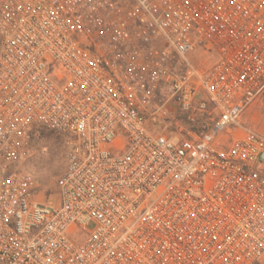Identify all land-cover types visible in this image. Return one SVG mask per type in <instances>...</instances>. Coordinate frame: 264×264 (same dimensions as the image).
Returning <instances> with one entry per match:
<instances>
[{
  "label": "built area",
  "instance_id": "2783aa9c",
  "mask_svg": "<svg viewBox=\"0 0 264 264\" xmlns=\"http://www.w3.org/2000/svg\"><path fill=\"white\" fill-rule=\"evenodd\" d=\"M263 92L264 0H0V264H264Z\"/></svg>",
  "mask_w": 264,
  "mask_h": 264
},
{
  "label": "rangeland",
  "instance_id": "374dc122",
  "mask_svg": "<svg viewBox=\"0 0 264 264\" xmlns=\"http://www.w3.org/2000/svg\"><path fill=\"white\" fill-rule=\"evenodd\" d=\"M258 112L260 117L252 126L260 128V133L264 135V101ZM65 166L64 136L49 128H38L32 139L31 155L23 164V169L38 179V199L52 208L57 206L59 200L56 178Z\"/></svg>",
  "mask_w": 264,
  "mask_h": 264
},
{
  "label": "crops",
  "instance_id": "0c3cea01",
  "mask_svg": "<svg viewBox=\"0 0 264 264\" xmlns=\"http://www.w3.org/2000/svg\"><path fill=\"white\" fill-rule=\"evenodd\" d=\"M262 96V95H261ZM258 97L253 104L246 110V112L244 113V121L247 125H249L250 127L260 131V128H255L254 126H252L254 124V122L257 123V119L260 117V114L258 112V108H260V106L262 105L263 101H264V94L262 97Z\"/></svg>",
  "mask_w": 264,
  "mask_h": 264
}]
</instances>
